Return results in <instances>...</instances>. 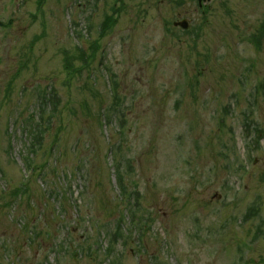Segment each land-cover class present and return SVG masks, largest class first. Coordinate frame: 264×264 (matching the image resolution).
Listing matches in <instances>:
<instances>
[{
    "label": "rangeland",
    "instance_id": "1",
    "mask_svg": "<svg viewBox=\"0 0 264 264\" xmlns=\"http://www.w3.org/2000/svg\"><path fill=\"white\" fill-rule=\"evenodd\" d=\"M0 264H264V0H0Z\"/></svg>",
    "mask_w": 264,
    "mask_h": 264
},
{
    "label": "trees",
    "instance_id": "2",
    "mask_svg": "<svg viewBox=\"0 0 264 264\" xmlns=\"http://www.w3.org/2000/svg\"><path fill=\"white\" fill-rule=\"evenodd\" d=\"M108 22H110V21H108ZM106 27H107V29L109 28L107 25H106ZM66 60L69 62L70 66L73 67L71 61L69 59H66ZM45 98H46V96H45ZM44 112H45V109L43 108V110H41V112H40L41 117L44 115ZM40 138H42L41 135H40ZM37 140H38V137L35 138V141H37ZM33 146L34 147L36 146L35 143L33 144ZM115 169H116V174H117V178H118V183H119L120 191L124 195L127 192H126L125 179H124L123 172H122L123 168L120 166V164H118V165L115 166ZM131 212H133L132 211V207H131ZM122 223H123V219L117 225V228H116L117 230L114 232L115 234L113 233L112 237L115 236V235H117V236H121V238H123L122 234H123V226L124 225L122 226Z\"/></svg>",
    "mask_w": 264,
    "mask_h": 264
},
{
    "label": "water",
    "instance_id": "3",
    "mask_svg": "<svg viewBox=\"0 0 264 264\" xmlns=\"http://www.w3.org/2000/svg\"><path fill=\"white\" fill-rule=\"evenodd\" d=\"M200 1H202V0H200ZM176 26H181L184 29H187L188 28V23L184 21V22L177 23Z\"/></svg>",
    "mask_w": 264,
    "mask_h": 264
}]
</instances>
